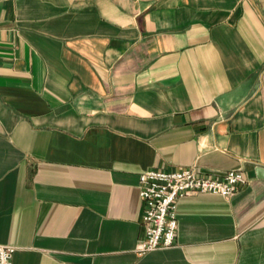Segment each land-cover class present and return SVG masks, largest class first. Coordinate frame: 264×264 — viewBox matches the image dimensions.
Wrapping results in <instances>:
<instances>
[{"label":"crops","instance_id":"0c3cea01","mask_svg":"<svg viewBox=\"0 0 264 264\" xmlns=\"http://www.w3.org/2000/svg\"><path fill=\"white\" fill-rule=\"evenodd\" d=\"M264 0H0V246L13 264H264ZM249 183L178 202L138 254L142 174Z\"/></svg>","mask_w":264,"mask_h":264},{"label":"built area","instance_id":"2783aa9c","mask_svg":"<svg viewBox=\"0 0 264 264\" xmlns=\"http://www.w3.org/2000/svg\"><path fill=\"white\" fill-rule=\"evenodd\" d=\"M249 181L245 173L237 170L229 171L223 177L201 174L195 168L145 172L140 180L144 238L139 244L138 254L169 249L175 245L179 226L177 207L181 198L194 194L228 198ZM16 251L12 246H0V264H13Z\"/></svg>","mask_w":264,"mask_h":264},{"label":"water","instance_id":"95a60500","mask_svg":"<svg viewBox=\"0 0 264 264\" xmlns=\"http://www.w3.org/2000/svg\"><path fill=\"white\" fill-rule=\"evenodd\" d=\"M256 173H257V175H258L259 178H264V167H259L256 170Z\"/></svg>","mask_w":264,"mask_h":264}]
</instances>
